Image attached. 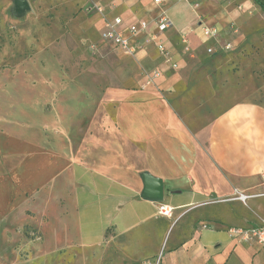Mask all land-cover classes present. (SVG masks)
Wrapping results in <instances>:
<instances>
[{
    "label": "rangeland",
    "instance_id": "rangeland-1",
    "mask_svg": "<svg viewBox=\"0 0 264 264\" xmlns=\"http://www.w3.org/2000/svg\"><path fill=\"white\" fill-rule=\"evenodd\" d=\"M27 2L18 14L13 0H0V264H81L59 212L73 192L75 163L94 162L114 137L107 93L136 87L148 72L98 40L105 1ZM165 3L182 24L192 14L182 4L194 21L215 23L219 46L229 45L209 53L200 36L192 46L179 35L175 52L198 85L175 86L189 100L178 110L199 103L214 114L248 98L264 104V11L252 0ZM87 41L97 42L96 52Z\"/></svg>",
    "mask_w": 264,
    "mask_h": 264
},
{
    "label": "crops",
    "instance_id": "crops-1",
    "mask_svg": "<svg viewBox=\"0 0 264 264\" xmlns=\"http://www.w3.org/2000/svg\"><path fill=\"white\" fill-rule=\"evenodd\" d=\"M101 1L106 7L104 15L98 13V40L120 55L100 37L104 20L120 17V28L129 36L128 27L140 21L154 31L153 20L164 11L172 26L160 37L177 68L165 65L152 44L123 55L136 60L145 72L159 69L161 77L152 86H143V79L136 87L126 85L107 93L114 101V137L104 142L106 150L94 162L75 163L73 192L64 195V209L59 211L65 238L73 240L75 260L81 264H261L264 247L255 241H236L227 228L264 221V104L248 98L214 114L203 113L199 103L185 112L178 110L189 106V100L175 86L198 85L195 70L188 69L190 62L175 52L179 35L184 33L192 46L200 36L202 44L210 45L207 48L217 45L221 51L218 26L200 18L194 21L193 11L183 4L192 14L182 24L164 8L166 0L160 5L151 0L95 4ZM203 26L216 28V35L206 37ZM144 36L131 41L142 42ZM84 45L97 51L96 41ZM143 173L161 179L162 200L141 196ZM237 192L253 196L243 203L235 199ZM161 203L172 207L170 217L158 213Z\"/></svg>",
    "mask_w": 264,
    "mask_h": 264
},
{
    "label": "built area",
    "instance_id": "built-area-1",
    "mask_svg": "<svg viewBox=\"0 0 264 264\" xmlns=\"http://www.w3.org/2000/svg\"><path fill=\"white\" fill-rule=\"evenodd\" d=\"M153 3L160 5L164 0H151ZM120 17H114L112 19H105L103 27L100 33V37L103 41L110 43L123 55H133L143 45H154L158 54L160 55L162 62L168 65L172 69L177 68V63L173 59V54L160 37V34L171 28L172 22L164 11L159 13L153 20L154 31H148V23L146 21H140L139 23L130 25L128 27V34L126 36L120 28ZM203 34L206 37H214L217 33V29L213 27L203 26ZM140 34H145L142 42H132L131 38H134ZM186 42L185 39L182 40ZM92 46V45H91ZM229 48L228 44L222 46V49ZM207 51L213 52V49L207 48ZM161 77V71L159 69H153L148 72L144 79V85H155L156 80ZM253 195H249L243 192H237L235 199L242 201L243 203ZM213 202V200L208 201ZM172 207L168 204L161 203L158 207V213L167 217L171 216ZM203 228H207L208 225L203 224ZM229 237L235 239L238 242L255 241L259 245L264 247V221H260L257 224L250 225L248 227L231 226L227 228ZM264 264V261L261 263Z\"/></svg>",
    "mask_w": 264,
    "mask_h": 264
},
{
    "label": "water",
    "instance_id": "water-1",
    "mask_svg": "<svg viewBox=\"0 0 264 264\" xmlns=\"http://www.w3.org/2000/svg\"><path fill=\"white\" fill-rule=\"evenodd\" d=\"M13 9L15 13L22 14L29 8L27 0H13ZM143 181V190L141 196L150 200L163 199V184L161 179L155 178L148 173L141 175Z\"/></svg>",
    "mask_w": 264,
    "mask_h": 264
},
{
    "label": "trees",
    "instance_id": "trees-1",
    "mask_svg": "<svg viewBox=\"0 0 264 264\" xmlns=\"http://www.w3.org/2000/svg\"><path fill=\"white\" fill-rule=\"evenodd\" d=\"M262 11H264V0H252Z\"/></svg>",
    "mask_w": 264,
    "mask_h": 264
}]
</instances>
